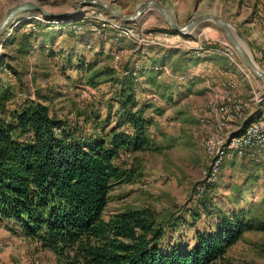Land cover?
<instances>
[{"label":"trees","instance_id":"16d2710c","mask_svg":"<svg viewBox=\"0 0 264 264\" xmlns=\"http://www.w3.org/2000/svg\"><path fill=\"white\" fill-rule=\"evenodd\" d=\"M150 31L175 35L165 26ZM62 34L86 47L87 36H92L86 29L76 36L65 25L56 30L45 19L22 21L0 38L5 51L0 53V73L15 78L17 89L25 92L21 73L8 62L17 59L23 68L24 57L36 52L42 62L55 59L61 74L67 70L85 74V83L92 88L94 79L106 78L113 91L103 105V117L93 114V124L86 127V117L81 123L59 119L43 92H36L33 100H20L10 86L0 85V227L49 253L55 264H245L229 251L244 234L264 233V211L243 204V194L256 178H245L222 202L213 194L217 181L209 185L195 198L198 209L186 212L187 223L181 216L160 221L147 207L103 215L112 188L131 184L138 171L136 155L145 151L149 141L146 129L151 123L145 112H159L138 102L136 92H153L165 105L178 102L197 82L191 71L203 62L202 54L144 47L132 50L125 62H117V69L93 72L77 49L55 42ZM220 49L215 44L205 48L216 55L208 62L226 61L212 52ZM109 51L111 57L117 49ZM257 119L254 114L244 120L231 137ZM126 158L132 159L129 165L123 161ZM223 166L224 159L220 172ZM198 221L205 225L202 230L195 229ZM181 227L192 230V235L185 236Z\"/></svg>","mask_w":264,"mask_h":264},{"label":"rangeland","instance_id":"374dc122","mask_svg":"<svg viewBox=\"0 0 264 264\" xmlns=\"http://www.w3.org/2000/svg\"><path fill=\"white\" fill-rule=\"evenodd\" d=\"M23 1L27 0H10L7 8ZM28 1L35 2L39 6L44 4L42 7L52 13H65L71 11L79 0ZM99 1L111 5L121 14L128 16L133 13L138 4L148 0ZM150 1L159 2L168 11L173 4V0ZM241 4H243L242 7ZM195 5L196 11L190 12L189 19L200 15H210L227 23L232 33L238 36L239 42L249 53L255 65L264 72V61L257 58L258 53L264 51V39H255L256 48L247 40L250 39L253 32L260 33L257 28H260L263 32L255 19L258 12L264 9V0H203L202 3L201 0H196ZM193 8L194 5L189 8V11H192ZM91 10L102 12L97 8L84 9L85 12ZM4 11H0V20ZM169 13L171 14L170 11ZM252 13L254 14L253 16ZM105 15L108 16L107 14ZM22 18L27 21L32 19L42 21V18L33 13L21 14L14 21ZM143 19L147 20L145 25L138 26L148 30L160 29L157 26L162 21L156 11H149L143 15ZM22 21L20 20V23ZM78 22L74 23L77 24ZM59 24L65 25L66 30L75 25L73 23ZM17 25L18 23L14 24L13 27ZM7 28L4 32L7 31ZM62 32L64 33L65 31ZM80 33L81 31L78 34ZM201 33L202 36L198 42L197 38ZM78 34L75 35L77 36ZM62 35L64 36L56 38L55 42L60 44L64 41L77 49L76 51L79 52L78 54H82L85 62L92 64L93 72L100 71L103 67L117 69L119 64L117 62H125L132 50L138 49L135 46H131V44L119 42L120 46H123L122 49H117V52L121 51V57H119V54L117 55V52L110 57L109 48H112V46L104 42L116 44L118 42H114L111 36L107 34V37H101L102 42L95 35L87 36L86 41L90 44H88V47L77 39L70 40L65 34ZM181 39L186 42H192L190 46L195 48L201 47L204 49L214 44L218 45L221 50L229 48L221 32L212 23L199 26L190 34L188 39ZM180 51L186 52L184 49ZM1 52L5 51L2 50ZM8 53L10 54V52ZM116 55L118 56L117 61L114 60ZM24 61L25 63L22 64L23 68H20V63L17 59L14 62H7L16 72L21 73L19 82L25 92L17 89L15 78L7 72L0 73V85L10 86L15 94H20L15 99L28 98L33 100L36 92H43L42 94L49 96L50 102L48 106L59 119L71 123L78 119L79 123H81V120L83 121V118L86 117L88 118L86 127H90L93 124V114L103 117L105 113L103 105L110 98L113 91L106 78L99 77L94 79L95 87L92 88L85 83V74L80 75L74 70H67L61 74L54 64L56 62L55 59L42 62L41 57L36 52H32V54L24 57ZM238 63L240 64L239 61ZM217 66L218 73L210 65L208 69L211 71L208 72V77H204V79L197 78V82L190 87L191 93L174 104L165 105L153 92L143 93V90L136 92L138 102L144 101L151 107L159 109V112L154 113L153 109H148L145 112L151 124L146 129V135L149 140L148 145L143 153L136 155L139 160L136 175L139 177L135 175L131 184H121L112 188L108 194L104 216L127 208L138 209L147 207L154 210L160 221H167L171 217L181 216L184 223L189 222L186 212L198 209L195 202V198L198 197L196 196L195 188L200 183L202 174L210 162L202 143L210 134L217 132L216 118L208 114L207 107L210 101L214 100V97L221 90V85L227 80L235 84L241 98L246 102L250 100L251 93L258 94L264 91L262 84L251 75L249 82L242 81L228 67L227 62L221 58H219ZM168 73L169 69L167 68L163 75L166 77ZM15 99L11 104L16 101ZM261 108V105L256 107L250 103L243 114V118L247 120L254 114H257L258 118ZM78 115L80 116L76 118ZM243 122L238 121L233 124L231 135L236 132L237 128L241 127ZM221 133L224 134L223 132ZM227 153L226 157L223 158L224 166L221 172L219 170L220 174H218L216 179L217 182L215 181L216 189L213 193L215 200L222 202L231 197L232 189L244 184L245 178H256V182L250 185L252 187L248 189L247 193L243 194V204H253L252 209L254 211H264V148L259 154L249 153L242 157H234L232 152ZM256 155L259 156L255 157ZM252 160L257 164V167L253 166ZM123 161H126V164L129 165L132 159L126 158ZM204 226L203 221H198L195 229L202 230ZM181 229L185 236L190 237L192 235V230L186 227H181ZM229 254L235 260L245 264H264V233L244 234L241 240L229 251ZM0 264H55V262L49 253L38 250L31 243L9 236L0 227Z\"/></svg>","mask_w":264,"mask_h":264},{"label":"built area","instance_id":"2783aa9c","mask_svg":"<svg viewBox=\"0 0 264 264\" xmlns=\"http://www.w3.org/2000/svg\"><path fill=\"white\" fill-rule=\"evenodd\" d=\"M242 6L243 4H241ZM79 18L78 25H73L69 28V32L78 34L82 29H86L90 34L100 39L102 36L107 37L108 35L111 36L114 42H125L136 48L157 47L166 50L184 49L187 52H192L196 56L205 50V48L203 49L201 47H192L190 46L192 42H186L177 36H171L161 31L151 32L142 26L124 25L109 18L103 12L94 10L88 12L83 11ZM255 21L264 32V11L256 15ZM212 52L221 55L226 60L228 67L242 81L249 82L251 79L250 74L238 63L230 47L220 49V51L212 50ZM118 54L121 57V51L117 52ZM117 55L115 56V61L118 59ZM257 58L264 61V51L259 52ZM250 103L256 107L258 105L262 107L257 121L245 127L239 136L232 138L231 132L233 124L238 121H244L243 114L248 109ZM207 109L208 114L216 118L217 132L210 134L202 143L210 162L202 174L200 183L195 188L196 196L203 194L207 187L216 181L225 153L232 152L235 156L242 157L249 153L259 154L264 148V91L258 94L251 93L250 100L246 102L241 98L235 84L227 80L221 85V90L214 97V100L210 101ZM239 130L240 128H237L235 131L238 132Z\"/></svg>","mask_w":264,"mask_h":264},{"label":"water","instance_id":"95a60500","mask_svg":"<svg viewBox=\"0 0 264 264\" xmlns=\"http://www.w3.org/2000/svg\"><path fill=\"white\" fill-rule=\"evenodd\" d=\"M85 8H97L107 14L109 18L118 21L124 25L135 23L139 18L149 11H156L162 21V25L169 31L183 39H188L190 34L201 25L212 23L217 30L221 32L228 46L234 52L237 60L248 71V73L264 87V72L261 71L254 63L249 53L242 47L238 40V36L234 35L230 27L221 19L210 16L200 15L191 18L187 23L180 26L174 20L173 16L159 2L145 1L138 4L131 15H123L111 5L105 4L99 0H79L69 12L52 13L46 11L43 7L32 1H23L15 4L4 11L3 17L0 20V38L5 29L9 27L15 18L21 14L33 13L38 17L48 20L51 23H68L79 19ZM18 21H14V24ZM170 35V34H169Z\"/></svg>","mask_w":264,"mask_h":264},{"label":"crops","instance_id":"0c3cea01","mask_svg":"<svg viewBox=\"0 0 264 264\" xmlns=\"http://www.w3.org/2000/svg\"><path fill=\"white\" fill-rule=\"evenodd\" d=\"M202 1L203 0H201V3H202ZM8 2H10V0H0V11L2 12V11H4V9L5 8H7L8 7V5L10 4V3H8ZM195 2H196V0H173V4H172V7H170V9H169V11L171 12V14H172V16H173V18H174V20L177 22V24L178 25H180V26H182V25H184L185 23H187L190 19H189V16H190V12H194V10H195ZM192 5H194V8H193V10L192 11H189V8L192 6ZM196 11V10H195ZM143 16L141 17V18H139L135 23H133V26H138V25H145V22L147 21V20H145V19H143ZM20 20H25L24 18H22V19H19L18 20V24H19V22H20ZM243 21V20H242ZM50 24H52V25H54V27H55V29H57V30H60L61 29V27H62V25H60V24H55V23H50ZM13 25H14V23H12L11 24V26H9L8 28H7V31L6 32H4V33H6V35H5V37L6 36H8L9 35V33H10V30L12 29V28H14L13 27ZM250 26H253L252 24H249ZM163 27V25H162V23H160L158 26H157V28H162ZM257 30H258V32H260V33H256V32H253V30L251 31V29H250V31L251 32H253L252 34H251V36H250V39H247L249 42H250V44L251 45H253V47L254 48H256L257 46L255 45V41L256 40H261V38H263L264 39V34H263V32L261 31V29L260 28H257ZM63 31V30H62ZM201 36H202V33L199 35V37L197 38L198 40V42L200 41L199 39L201 38ZM261 36V37H260ZM256 39V40H255ZM2 40H0V42H1ZM99 41L100 42H102L101 41V39L99 38ZM104 43H106V44H110V46H112V48H109V49H111V52H113V51H115L116 49H118V48H121L122 49V47L123 46H120V44H116V43H110V42H104ZM89 44V43H88ZM105 44V45H106ZM196 44V43H195ZM90 45V44H89ZM88 47V46H87ZM2 50H1V48H0V53H2L1 52ZM177 51H180V50H177ZM110 52V51H109ZM202 55L200 56V58L202 59V61L203 62H201L199 65H197L194 69H192V71H191V77H194V78H199V79H204V77H208L207 76V74H208V72L209 71H211L210 69H208V67L211 65V67H213L212 69L214 70V71H216L217 73H218V70H217V68H218V66L217 65H214V64H212L211 62H208V60L209 59H215L216 58V55H214V54H212L210 51H207V52H202L201 53ZM214 66H216V67H214ZM236 74V73H235ZM213 84V83H212ZM261 111V110H260ZM259 115H260V112H259ZM249 116H251V115H249ZM248 119V118H247ZM245 120V119H244Z\"/></svg>","mask_w":264,"mask_h":264},{"label":"bare ground","instance_id":"6f19581e","mask_svg":"<svg viewBox=\"0 0 264 264\" xmlns=\"http://www.w3.org/2000/svg\"><path fill=\"white\" fill-rule=\"evenodd\" d=\"M95 11V10H94ZM80 20V18L78 19V20H76L77 22ZM76 21H74V22H76ZM74 22H68V23H73V24H75ZM18 23V22H17ZM17 23H15V24H17ZM20 23V22H19ZM56 24V23H55ZM57 24H59V23H57Z\"/></svg>","mask_w":264,"mask_h":264}]
</instances>
